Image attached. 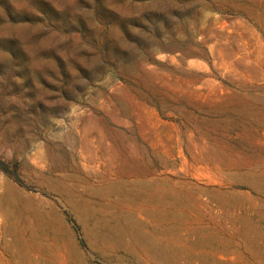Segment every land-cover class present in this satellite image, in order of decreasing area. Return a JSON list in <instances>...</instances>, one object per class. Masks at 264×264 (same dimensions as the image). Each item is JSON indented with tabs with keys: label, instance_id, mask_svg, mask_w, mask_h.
<instances>
[{
	"label": "rangeland",
	"instance_id": "obj_1",
	"mask_svg": "<svg viewBox=\"0 0 264 264\" xmlns=\"http://www.w3.org/2000/svg\"><path fill=\"white\" fill-rule=\"evenodd\" d=\"M0 264H264V0H0Z\"/></svg>",
	"mask_w": 264,
	"mask_h": 264
},
{
	"label": "bare ground",
	"instance_id": "obj_2",
	"mask_svg": "<svg viewBox=\"0 0 264 264\" xmlns=\"http://www.w3.org/2000/svg\"><path fill=\"white\" fill-rule=\"evenodd\" d=\"M53 206V205H52ZM56 207V206H55ZM32 209V208H31ZM45 211V210H44ZM38 213V212H37ZM140 214V213H139ZM14 216V215H13ZM154 220V219H153ZM34 223V222H33ZM54 223V222H53ZM140 224V223H139ZM53 227V226H52ZM31 228V227H30ZM35 228V227H34ZM68 230V229H67ZM114 233V232H113ZM25 234V233H24ZM23 237V236H22ZM119 237V236H118ZM20 239V238H19ZM70 239V238H69ZM138 240V239H137ZM49 241V240H48ZM54 242V241H53ZM65 243V242H64ZM132 243V242H131ZM27 244V243H26ZM136 244V243H135ZM68 245V244H67ZM176 245V244H175ZM45 246V245H44ZM131 246V245H130ZM31 247V246H30ZM146 247V246H145ZM175 247V246H173ZM36 248V247H35ZM50 254V253H49ZM66 254V253H65ZM64 254V255H65ZM149 254V253H148ZM161 255V254H160ZM70 257V256H69ZM143 259V258H142ZM157 260V259H156ZM40 261V260H39ZM155 262V261H154Z\"/></svg>",
	"mask_w": 264,
	"mask_h": 264
}]
</instances>
